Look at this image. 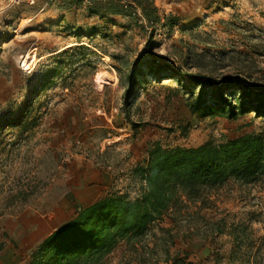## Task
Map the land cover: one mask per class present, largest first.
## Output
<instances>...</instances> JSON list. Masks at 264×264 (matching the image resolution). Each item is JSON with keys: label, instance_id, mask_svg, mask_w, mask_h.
I'll list each match as a JSON object with an SVG mask.
<instances>
[{"label": "rangeland", "instance_id": "374dc122", "mask_svg": "<svg viewBox=\"0 0 264 264\" xmlns=\"http://www.w3.org/2000/svg\"><path fill=\"white\" fill-rule=\"evenodd\" d=\"M110 1L37 0L0 13V264H30L47 236L104 196L140 197L136 169L155 143L264 137L255 109L230 119L190 107L202 91L208 104L218 98L193 75L264 86V0H113L130 16ZM180 238L215 249L192 255L176 249ZM120 246L139 264H167V250L203 264H264V180L180 194ZM110 254L100 264H115Z\"/></svg>", "mask_w": 264, "mask_h": 264}, {"label": "trees", "instance_id": "16d2710c", "mask_svg": "<svg viewBox=\"0 0 264 264\" xmlns=\"http://www.w3.org/2000/svg\"><path fill=\"white\" fill-rule=\"evenodd\" d=\"M110 3L117 14L136 13L127 4L113 0ZM149 18L155 20L152 15ZM142 66L137 64L136 69ZM161 66L169 71V63ZM190 80L210 85L218 92L216 101L208 104L202 91L190 104L194 112L202 110L206 115L230 119L253 109L264 114V86H242L234 77L213 81L210 77L193 75ZM233 92L239 96L232 97ZM136 172L145 181L140 197L130 199L110 194L83 208L41 242L30 264H100L120 241L131 242L143 237L180 194L195 200L207 189L230 179L243 183L264 180V137L247 133L218 144L207 142L197 147H164L155 143L150 148L147 165L138 167ZM165 261L203 264L191 260L187 252L172 256L169 250Z\"/></svg>", "mask_w": 264, "mask_h": 264}, {"label": "crops", "instance_id": "0c3cea01", "mask_svg": "<svg viewBox=\"0 0 264 264\" xmlns=\"http://www.w3.org/2000/svg\"><path fill=\"white\" fill-rule=\"evenodd\" d=\"M199 145H201V143L197 144V145H194V146L197 147ZM97 186L99 187L100 185L99 184H94V185L89 186L88 188H86V190H85L86 192L83 195L84 199L87 198L91 194L92 191L97 192L98 191V187ZM234 239L237 240V241H235L234 245L229 249L230 253H235V252H237L239 250V248H238V246H239L238 245L239 244L238 243L239 242L238 241L239 240L238 236L235 235ZM178 241L180 242V244H179V242H178V244H176V249L182 250V251L183 250H187L188 252H191L192 255L195 254V255L203 257V258L207 257L215 249V246L211 245L209 243L205 244L200 249H198V248H196V244L194 242L193 243H191V242L187 243V242L184 241L183 238L178 239ZM126 253H127L126 251L121 250V246H120V247H116V249H114V251L110 254V256H111V259L113 260V262L115 264H139L137 260H133V261L127 262L128 260H127V254ZM167 264H170V263L167 262Z\"/></svg>", "mask_w": 264, "mask_h": 264}, {"label": "built area", "instance_id": "2783aa9c", "mask_svg": "<svg viewBox=\"0 0 264 264\" xmlns=\"http://www.w3.org/2000/svg\"><path fill=\"white\" fill-rule=\"evenodd\" d=\"M54 1L55 0H47V3H51ZM91 1L92 0H84V3H90ZM23 2L34 4L37 2V0H0V13L12 6L19 5Z\"/></svg>", "mask_w": 264, "mask_h": 264}]
</instances>
